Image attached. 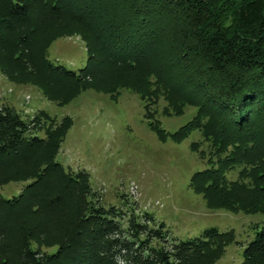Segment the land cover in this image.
Listing matches in <instances>:
<instances>
[{
    "label": "trees",
    "instance_id": "16d2710c",
    "mask_svg": "<svg viewBox=\"0 0 264 264\" xmlns=\"http://www.w3.org/2000/svg\"><path fill=\"white\" fill-rule=\"evenodd\" d=\"M118 1L134 18H126L127 26L117 24L98 34L89 12L73 11L75 5L94 8L93 0H0V48L10 57L9 72L38 76L60 105L113 69L123 71L117 92L128 90L153 103L161 95L176 99L178 86L185 87L142 60L143 53L157 47L153 40L168 24L185 51V65L193 54L190 67L198 74L187 78L202 95L197 117L173 137L182 141L199 131L203 140L193 145L207 144L219 158L214 168L195 174L192 188L218 196L230 209L264 211V0ZM69 20L87 29L82 32L88 62L79 72L54 64L49 42L43 46L45 29ZM128 83L138 85L126 88ZM142 85L144 91L138 88ZM177 102L176 112L190 103ZM43 120L51 124L46 138L39 136ZM68 122L66 118L63 126L53 128L56 120L43 110L25 120L0 100V182L12 176L26 184L18 196L0 198V264L216 262L232 233L210 227L197 237L168 242L165 224L151 214L137 216L134 207L127 212L106 205L88 172L66 170L57 157ZM148 126L165 135L156 123ZM235 170L239 178L231 181L228 173ZM256 197L260 201H247ZM242 264H264V228L247 244Z\"/></svg>",
    "mask_w": 264,
    "mask_h": 264
},
{
    "label": "rangeland",
    "instance_id": "374dc122",
    "mask_svg": "<svg viewBox=\"0 0 264 264\" xmlns=\"http://www.w3.org/2000/svg\"><path fill=\"white\" fill-rule=\"evenodd\" d=\"M93 2L94 8L83 4L80 8L76 5L81 2L77 1L73 11L89 12L97 25L93 29L98 34L117 24L126 25L128 16L134 18L130 9L120 5L118 0ZM166 25L153 40L157 47H150L143 53L142 60L154 71L168 72L173 83L185 87L184 90L179 86L175 88L176 99L171 97L168 100L161 95L157 103H153L128 90L117 92L114 87L118 85L116 81H122L119 76L123 71L113 69L109 74L88 81L85 88L70 94L68 103L60 105L55 101L58 99L55 95L49 97L45 83L40 82L38 76L9 72L10 57L4 48H0V100L14 106L25 120L41 110L46 111L56 120L53 128L63 126L64 120L69 119L57 161L66 170L88 172L103 203L123 207L126 211L134 207L137 216L151 214L158 224H165L168 242L197 237L210 227L232 233V242L214 264H242L247 244L264 228V211L230 209L218 196H206L192 188L195 174L214 168L219 158L216 151L210 152L209 145H193L203 140L199 131L182 141L173 137L197 117L196 105L202 95L194 90L187 78L198 70L191 68L193 54L187 55L188 64L185 65L181 56L185 51L176 44L174 29ZM45 30L47 36L43 39V46L49 42V58L54 64L74 72L86 66L88 42L82 32L87 31L85 26L69 20L53 27L50 25ZM137 85L128 83L125 87ZM146 87L138 88L144 91ZM183 99L190 103L179 106L178 112L174 111V103ZM44 122L39 136L46 138L51 124ZM149 122L156 123L165 135L153 131ZM228 174L231 181L239 178L237 170ZM25 185L11 176L2 184L0 182V198L18 196ZM260 199L256 197L247 201L251 203ZM126 221H123L124 225Z\"/></svg>",
    "mask_w": 264,
    "mask_h": 264
}]
</instances>
